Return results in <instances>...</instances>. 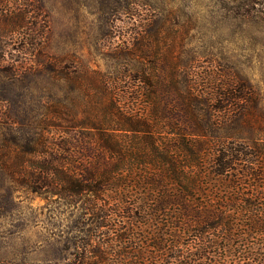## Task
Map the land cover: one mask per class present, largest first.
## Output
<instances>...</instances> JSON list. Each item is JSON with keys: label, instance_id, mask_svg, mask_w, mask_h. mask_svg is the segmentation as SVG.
Listing matches in <instances>:
<instances>
[{"label": "trees", "instance_id": "1", "mask_svg": "<svg viewBox=\"0 0 264 264\" xmlns=\"http://www.w3.org/2000/svg\"><path fill=\"white\" fill-rule=\"evenodd\" d=\"M48 38L40 0H0V177L12 204L24 189L59 202L70 222L51 259L0 264H264L252 87L173 79L166 57L159 75L79 79L46 53ZM43 73L55 79H28ZM232 121L257 136L222 135Z\"/></svg>", "mask_w": 264, "mask_h": 264}, {"label": "rangeland", "instance_id": "2", "mask_svg": "<svg viewBox=\"0 0 264 264\" xmlns=\"http://www.w3.org/2000/svg\"><path fill=\"white\" fill-rule=\"evenodd\" d=\"M40 1L49 22L45 51L79 79L96 72L105 79H143L148 67L159 75L166 57L173 79L246 81L256 96L253 113L264 123V0ZM144 45L150 48L145 59ZM28 79L48 84L55 78L43 73ZM4 109L0 104V114ZM218 131L257 136L255 126L239 121ZM10 185L0 177V259H51L58 243L50 241L63 238L68 213L64 217L59 202L24 189L12 204Z\"/></svg>", "mask_w": 264, "mask_h": 264}]
</instances>
